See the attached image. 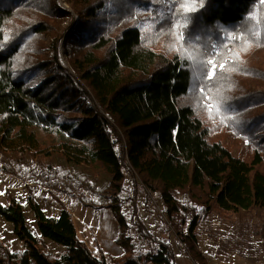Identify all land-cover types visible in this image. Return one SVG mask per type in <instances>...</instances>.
I'll return each instance as SVG.
<instances>
[{"label": "trees", "instance_id": "trees-1", "mask_svg": "<svg viewBox=\"0 0 264 264\" xmlns=\"http://www.w3.org/2000/svg\"><path fill=\"white\" fill-rule=\"evenodd\" d=\"M66 2L69 8L60 0H0V161L8 173L40 180L61 205L48 216L29 195L38 226L31 230L9 192L0 215L24 249L0 239V264H178L172 242L138 215L142 187L160 195L193 263L210 264L199 246L200 223L216 211L264 210V3ZM236 52L243 61L236 70L205 80L202 61L227 68ZM200 85L222 91L234 121L209 118ZM127 173L143 241L125 209ZM56 192L110 209L123 252L91 249ZM44 238L65 250L46 251ZM149 242L143 250L140 243Z\"/></svg>", "mask_w": 264, "mask_h": 264}, {"label": "rangeland", "instance_id": "rangeland-1", "mask_svg": "<svg viewBox=\"0 0 264 264\" xmlns=\"http://www.w3.org/2000/svg\"><path fill=\"white\" fill-rule=\"evenodd\" d=\"M60 2L64 7L69 8V5L67 4L66 0H60ZM62 29H64V23H62ZM48 42H49L48 40H45V45L48 44ZM2 163L0 161V203L4 205L9 204L8 193L10 192L21 203L23 207V211L25 213L26 223L28 227L31 230L38 231L35 212L28 203L29 195L32 194L36 198V200L39 202L42 209L48 216L58 215V213L61 210L60 203L58 202L56 197H54L53 190L44 186L40 180L35 179V178L29 179V178H26L24 176H19L14 173H8L4 171L5 165L4 163L2 165ZM127 178H128L127 188L125 190L124 195L128 197V200H127L125 209L131 219L132 230H133L135 237L138 240L143 241L142 239L145 238L144 234L136 222L137 219L133 216V206H132L133 203L131 199L134 193L133 191L134 185H133L132 177L129 173H127ZM56 193L61 200L63 199V201L65 203H68V205L70 206V210L73 214V220L77 227L79 236L87 242V244L89 245L91 249H96V248L102 249V247L98 243L99 241L97 238V233L95 232L94 227H93L94 220H93L92 215L93 213H96V212L99 213V211L110 210V209L106 208L102 210H97L90 206H86L85 204L79 202L78 200L70 199L69 196L64 193L63 194L59 192H56ZM138 203H139L138 215L140 216L142 221H144L147 228L153 230L155 235H156L155 230L157 231V229L164 227L165 224L168 225L166 211H165L163 202L161 201L160 195L158 193L151 192L142 187L140 188L139 193H138ZM211 216H214V217L210 219ZM225 222H226L227 227L229 226V224L235 227L234 225L235 223L238 229L243 230L245 233L247 232V234L244 235V239H246L248 235L250 237L251 234H248V233L254 230V232H257L260 235L261 246L262 245L264 246V210H252L243 215H240L234 212H228V211H221V212L216 211L210 214L207 219L202 221L200 228L204 229L205 231L207 229L213 228V229H216L217 234H220L221 229H224L225 227ZM205 231H203V235L207 236L208 234H204L206 233ZM118 233H119V230H118ZM216 237H217L216 241L218 242L219 238L218 236ZM0 239L2 240L4 244L9 246L13 251H19V250L24 249V242L20 240L13 233V224L10 221L6 220L1 215H0ZM173 239H174L173 240L174 249L176 247L178 249V246H176L175 239L177 240L179 244L180 242L175 234H174ZM42 244L46 251H49L52 253H61L65 250L64 247H62L61 245H58L57 243L47 238H44L42 240ZM140 244L143 245L141 247L143 250L144 249L149 250V246L146 247L145 244L143 243H140ZM150 245L152 244L150 243ZM180 245L184 249V246L182 244ZM260 252H261V249H260ZM107 255L114 256L108 253Z\"/></svg>", "mask_w": 264, "mask_h": 264}, {"label": "crops", "instance_id": "crops-1", "mask_svg": "<svg viewBox=\"0 0 264 264\" xmlns=\"http://www.w3.org/2000/svg\"><path fill=\"white\" fill-rule=\"evenodd\" d=\"M93 227L97 233L98 243L102 247L105 254L120 255L123 252L122 247L117 244L116 238L118 235L119 225L111 210L99 211L93 213ZM214 216H211L213 218ZM200 223L197 234L200 248L208 256L210 264H264V246H261L260 235L254 230L250 231L249 235L243 230L238 229L231 224L221 229L220 234H217L216 229L210 228L206 231L201 229ZM91 226V225H90ZM89 229V227H88ZM203 231L208 234L203 235ZM156 235L162 240H169L173 243L174 234L170 231L168 225L155 230ZM219 241L217 242V237ZM176 241L175 254L178 264H194L193 261L185 253L181 245ZM153 245H149V249ZM261 252H260V249ZM148 264H153L149 262Z\"/></svg>", "mask_w": 264, "mask_h": 264}, {"label": "snow or ice", "instance_id": "snow-or-ice-1", "mask_svg": "<svg viewBox=\"0 0 264 264\" xmlns=\"http://www.w3.org/2000/svg\"><path fill=\"white\" fill-rule=\"evenodd\" d=\"M179 2H183V0H179ZM262 3H264V0H262ZM173 16H175V5L173 4ZM192 9H189L191 11ZM178 16H175V19H178ZM175 19H173L170 22V28L175 25ZM247 19H253L252 17L246 18ZM241 27H244L241 25ZM235 31V29H233ZM250 50V44L247 42H244V51H249ZM235 64L232 66H229L226 68L225 63H218L213 62L212 60H204L200 63V67L204 70L203 75L205 80L211 82L214 80L219 81L220 79L225 77V72L231 73L232 71L236 70V65L242 64L243 61L240 60V53L236 52L235 53ZM198 90L201 94V106L209 113V118H220L221 123H224L226 121L232 122L235 120L234 116H229L228 115V108L225 104L226 97L223 96L222 91L218 90L215 93H206L204 91V87L202 85L198 86ZM208 100L210 101L209 103H205L204 101Z\"/></svg>", "mask_w": 264, "mask_h": 264}]
</instances>
